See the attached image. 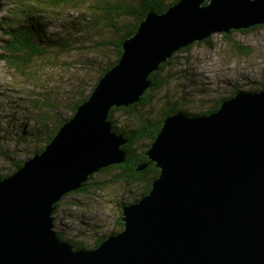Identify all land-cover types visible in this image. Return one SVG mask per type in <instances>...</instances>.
Instances as JSON below:
<instances>
[{
	"label": "water",
	"instance_id": "water-1",
	"mask_svg": "<svg viewBox=\"0 0 264 264\" xmlns=\"http://www.w3.org/2000/svg\"><path fill=\"white\" fill-rule=\"evenodd\" d=\"M259 24L264 0H178L148 13L44 150L0 181V264H264V88L211 114L168 115L147 151L159 175L99 245L75 249L53 216L90 175L125 161L113 107L139 101L176 51Z\"/></svg>",
	"mask_w": 264,
	"mask_h": 264
},
{
	"label": "rangeland",
	"instance_id": "rangeland-1",
	"mask_svg": "<svg viewBox=\"0 0 264 264\" xmlns=\"http://www.w3.org/2000/svg\"><path fill=\"white\" fill-rule=\"evenodd\" d=\"M15 3L16 0H0V23L9 13L14 15L11 10H14ZM52 14V21L41 29L46 35L60 31L77 17L76 13L61 15L55 11ZM99 30L105 38L112 35L109 27L103 23ZM225 34L213 33L211 42L214 46L202 40L191 44L192 47L184 52L181 49L176 51L174 63L167 67L172 72L169 82L165 90L155 94L156 98L161 99L159 103L169 98L179 103L180 109L199 113L239 90L255 91L264 87V26L245 32L236 29L228 36ZM97 37L96 32L80 33L81 42L76 50L63 52L61 58L58 57V63L52 64L49 60L41 65L29 64L38 66L39 70L30 71L33 73L25 77L10 70L0 60V137L3 140L0 155L1 152L11 153L8 158L0 156V175L12 172L15 167L12 162L26 160L32 150L43 146L39 138L28 141L22 138L25 131L30 137L31 133L39 132L43 126L40 121L41 108L46 99L40 93L49 90V98L56 102L54 115L65 118L71 114L68 106L75 100L72 91L82 84L87 90L90 88L91 80L97 75L100 65L105 63V58L92 51V47L86 48L84 45ZM2 49L0 41V52ZM34 99H40L39 105L32 103ZM117 116L120 120L125 118L121 111L117 112ZM113 176L112 173L100 175L96 172L93 187L80 192L70 191L60 200L53 215L54 222L67 238L85 241L84 247H93L97 237L120 229L119 204L128 199V194L124 185L115 181ZM101 180L107 182L96 184Z\"/></svg>",
	"mask_w": 264,
	"mask_h": 264
},
{
	"label": "trees",
	"instance_id": "trees-1",
	"mask_svg": "<svg viewBox=\"0 0 264 264\" xmlns=\"http://www.w3.org/2000/svg\"><path fill=\"white\" fill-rule=\"evenodd\" d=\"M177 1L178 0H16L14 10H11L14 15L9 13L6 17H3L0 23V30L2 32L0 41L3 48L2 52H0V60L13 72H17L18 75L25 77L39 70L38 66H30L29 64L31 63L34 65H41L42 63H48L49 60L52 64L58 63V57L61 58L60 55L63 52L71 49L76 50V47L81 42L79 38L80 33L85 32L98 33L96 39L87 41L84 46H86V48L92 47V51L97 52V54L105 58V63L100 65L97 69V75L91 80L90 88L87 90L82 84V86L75 91H72L73 94H75V100L68 106L71 112L69 116L64 118L58 114L57 116L59 117L54 115V105L56 102L51 101L49 98V90L39 94L46 99L42 102L44 106L41 108L43 109V113L40 121L43 123V126L39 132L31 133L30 137H28L29 134L25 131L22 138L27 141L29 139L39 138V141L43 142V146L32 150L30 154L28 153V158L36 153L42 152L47 144L50 143L51 139L57 134L61 126L75 114L77 107L88 98L104 73L118 61L122 54L123 42L135 33L138 25L145 19L147 14L150 12H164L170 5ZM55 11L61 15H72L76 13L75 15H77V17L75 16L71 23L64 25L60 31L58 30L55 33L46 35L41 29L52 21V13ZM64 17L70 18V16ZM22 23H25V25L22 26ZM102 23L104 26L109 27L112 33L108 38L103 37V32L99 30ZM258 26L261 27L264 26V24L241 30L245 32ZM228 34L229 33H226L225 36H228ZM211 36L204 40L214 46L211 42ZM191 47V45L184 47L180 51L184 52ZM59 50L62 52H59ZM175 54L176 52L171 59L161 63L158 70L151 73L150 79L153 87L147 89L145 94L140 97L139 101L127 107H113L111 110L109 120L112 121L114 130L122 134L126 139V142L122 145V148L126 152V159L122 163L108 165L98 172L100 175L112 173L114 175V180L124 185L129 200L124 199L119 204L120 214L118 222L120 229L107 232L106 235H100L95 242H93V247L99 245L110 234L119 232L123 229L124 222L121 219L123 204L133 203L148 194L151 190L153 180L159 175L160 169L156 166L155 162L149 158L147 151L162 128L164 119L168 115L175 114L179 111H183L189 115L211 114L220 107L224 99L233 96L222 98L218 100L217 104L199 113L182 110L179 107V103L172 102L169 98H167L165 102L159 103L161 99L156 98L155 94L161 90H165V85L169 82V74L171 72L168 71L167 67L174 63ZM33 67L36 68L33 70ZM39 100L40 99H34L32 103L39 105ZM120 111L125 115L124 120H120L117 116V112ZM26 114L30 116L28 113ZM2 143L3 140L0 137V147L3 148ZM0 156L8 158L11 156V153L1 152ZM24 162L25 160L12 162L15 166L12 172L1 174L0 181L6 176L14 173ZM95 175L96 172L89 176L82 187L71 192L85 191L89 186L93 187L94 183L92 180L95 179ZM100 182L101 183L96 184L102 185L107 181L101 180ZM59 204L60 201L56 203L54 213L58 209ZM59 236L67 239L75 249L86 245L85 241L67 238L65 233L60 229Z\"/></svg>",
	"mask_w": 264,
	"mask_h": 264
},
{
	"label": "flooded vegetation",
	"instance_id": "flooded-vegetation-1",
	"mask_svg": "<svg viewBox=\"0 0 264 264\" xmlns=\"http://www.w3.org/2000/svg\"><path fill=\"white\" fill-rule=\"evenodd\" d=\"M218 103V100L216 101V103L215 104H217Z\"/></svg>",
	"mask_w": 264,
	"mask_h": 264
},
{
	"label": "bare ground",
	"instance_id": "bare-ground-1",
	"mask_svg": "<svg viewBox=\"0 0 264 264\" xmlns=\"http://www.w3.org/2000/svg\"><path fill=\"white\" fill-rule=\"evenodd\" d=\"M234 96V95H233ZM76 109V108H75Z\"/></svg>",
	"mask_w": 264,
	"mask_h": 264
}]
</instances>
